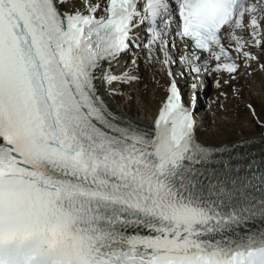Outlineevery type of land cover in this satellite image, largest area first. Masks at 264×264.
<instances>
[{
	"label": "snow or ice",
	"instance_id": "1",
	"mask_svg": "<svg viewBox=\"0 0 264 264\" xmlns=\"http://www.w3.org/2000/svg\"><path fill=\"white\" fill-rule=\"evenodd\" d=\"M141 46L168 77L150 127L110 104ZM253 65L264 0H0V264H264V131L195 119L204 77L235 93Z\"/></svg>",
	"mask_w": 264,
	"mask_h": 264
},
{
	"label": "bare ground",
	"instance_id": "2",
	"mask_svg": "<svg viewBox=\"0 0 264 264\" xmlns=\"http://www.w3.org/2000/svg\"><path fill=\"white\" fill-rule=\"evenodd\" d=\"M137 62L139 64V74H145V81L143 84H138L137 88L135 85L132 86L131 89L125 88L126 91H132V96L135 93L137 99H135L131 104L126 103L125 98H117L115 100H110L112 103L118 104L121 108L124 104V110L127 114V118H130L134 122L150 127L151 125L147 121L158 109L159 102L163 99L165 95V88L167 86L168 77L165 75V72L160 69L159 65H152L149 67L146 57V51L141 53H137ZM133 57V56H132ZM131 57V58H132ZM129 58V60L131 59ZM134 58V57H133ZM259 69H252L251 73L257 74L259 76ZM155 76L156 81H158V85L152 84L150 77ZM159 76V78H158ZM261 76V75H260ZM259 76V77H260ZM251 75H242L237 82L234 84L238 86V94L236 97L232 96V91L229 90L228 87L214 89L216 91L212 97H210V101L208 102L210 106V111L205 112V106L201 103V115L203 116L202 127L198 129V134L200 138L204 141H207L211 144L222 145V144H232L236 141L244 139L246 137H256L258 138L264 129H260L256 127L252 122V117L250 114V110L247 105L252 104L257 112L264 116V94L259 89L257 82L253 83L249 80ZM262 77V76H261ZM158 78V79H157ZM256 78V77H255ZM213 84L215 83V79H212ZM261 83L264 81L260 78ZM148 85L152 88V90L145 91L144 87ZM145 91V92H144ZM264 91V88H263ZM217 92H225L229 100L224 102L225 96L220 95ZM262 92V93H261ZM257 93V95H255ZM219 96L218 103L222 104L224 110H221V107H216L213 105L211 100H214V97ZM138 100V101H137ZM226 115V119L228 121L223 120L222 116ZM237 121L236 125H227L226 122L232 123V121ZM219 122H224L220 124ZM207 126L209 128H207ZM226 129H231L226 131ZM251 151L252 153H259L261 150V146L258 144L250 145L245 151Z\"/></svg>",
	"mask_w": 264,
	"mask_h": 264
},
{
	"label": "rangeland",
	"instance_id": "3",
	"mask_svg": "<svg viewBox=\"0 0 264 264\" xmlns=\"http://www.w3.org/2000/svg\"><path fill=\"white\" fill-rule=\"evenodd\" d=\"M149 67H150V66H149ZM254 74H255V73H254ZM141 76H142V75H141ZM259 76H260V75H259ZM259 76L255 75V76H254V79L252 80V82H253V83H256V82H257V85L259 84V85H258L259 89H260V90L263 92V94H264V91H263V88H264V87H263V83H261V81H260V78H262V80L264 81V74L261 75L262 77H261V76L259 77ZM255 77H256V78H255ZM158 78H159V76H158ZM158 78H157V79H158ZM150 80H152V81H151L152 84L158 85V81H156L154 75L152 76V78L150 77ZM149 88H150V90H152L151 87H149L148 85H145L144 90H145V91H148ZM145 91H144V92H145ZM262 92H261V93H262ZM255 95H257V93H255ZM134 96H135V93H134V95L132 96V102H133L135 99H137V98L134 97ZM213 97H214V96H213ZM137 101H138V100H137ZM224 102H226V100H224ZM126 103H127V101H126ZM123 105H124V104H123ZM213 105H215V104H213ZM221 110H224V107H223V106L221 107ZM205 112H206V111H205ZM222 117H223V120L226 119V118H225L226 115H225V116L223 115ZM225 121H228V120L226 119ZM230 122H231V121H230ZM230 122H226L225 124H227V125H234V124H235V125H236V123H237L236 120H235V121H232L231 124H230ZM219 123H220V124H223L224 122H222V123L219 122ZM207 128H209V127L207 126ZM227 130H229L228 132L231 131V129H226V131H227Z\"/></svg>",
	"mask_w": 264,
	"mask_h": 264
}]
</instances>
